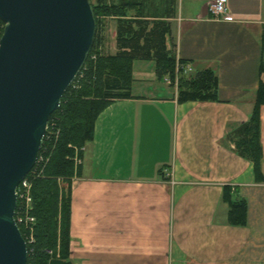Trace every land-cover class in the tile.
I'll list each match as a JSON object with an SVG mask.
<instances>
[{"label": "crops", "instance_id": "1", "mask_svg": "<svg viewBox=\"0 0 264 264\" xmlns=\"http://www.w3.org/2000/svg\"><path fill=\"white\" fill-rule=\"evenodd\" d=\"M211 1L176 0L168 44L192 73H215L218 100L180 102L154 62H133L132 98L106 107L81 148L70 264H264V105L258 172L232 141L264 83V0H227V21ZM225 188L244 223L229 222Z\"/></svg>", "mask_w": 264, "mask_h": 264}, {"label": "trees", "instance_id": "2", "mask_svg": "<svg viewBox=\"0 0 264 264\" xmlns=\"http://www.w3.org/2000/svg\"><path fill=\"white\" fill-rule=\"evenodd\" d=\"M92 6L96 31L91 50L77 78L65 92L60 107L49 118L48 128L53 116L59 114V137L52 139L47 132L39 157L46 144L55 145L54 151L47 164L37 162L26 177L31 183L32 214L36 218L35 242L27 244L26 264H70V187L60 195L57 179L70 180L73 176L74 158L81 159V148L93 140L99 114L117 100L132 98L134 61L154 62L158 79L168 77L172 86L178 77L176 88L180 102L218 100V82L212 70L196 73L186 72L182 67L177 70V63L186 65V61L177 58L174 46L168 44L169 19L175 15L176 0H95ZM101 15L111 16L116 22L117 50L113 55L101 50L104 42ZM3 27L0 20V36ZM262 105L264 83L258 87L249 121L234 133L236 153L253 162L255 172L260 170L263 156L259 140ZM80 169L81 164L77 175ZM223 199L229 203V222L244 223L245 202L231 201L227 188Z\"/></svg>", "mask_w": 264, "mask_h": 264}, {"label": "water", "instance_id": "3", "mask_svg": "<svg viewBox=\"0 0 264 264\" xmlns=\"http://www.w3.org/2000/svg\"><path fill=\"white\" fill-rule=\"evenodd\" d=\"M0 264H26L16 190L91 50V0H0Z\"/></svg>", "mask_w": 264, "mask_h": 264}, {"label": "built area", "instance_id": "4", "mask_svg": "<svg viewBox=\"0 0 264 264\" xmlns=\"http://www.w3.org/2000/svg\"><path fill=\"white\" fill-rule=\"evenodd\" d=\"M207 10L212 19L227 21L232 18L228 11L227 0H212L207 6ZM178 67H182L186 72H191L192 70L187 64L180 65L177 63V70ZM164 80L166 84L172 86L171 80L168 77H166ZM177 80L178 77H176L173 87L177 86ZM39 160L40 159L38 158L37 162H39ZM74 160L75 162L81 163V160L77 156L74 158ZM26 177L21 181L16 190L17 207L14 217L19 229L21 228L23 230L24 235L22 236L25 239L26 245H32L35 242L36 218L32 214L33 205L31 196V183Z\"/></svg>", "mask_w": 264, "mask_h": 264}, {"label": "rangeland", "instance_id": "5", "mask_svg": "<svg viewBox=\"0 0 264 264\" xmlns=\"http://www.w3.org/2000/svg\"><path fill=\"white\" fill-rule=\"evenodd\" d=\"M91 1H92V3L95 2V0H91ZM100 19L102 20V23H103L102 36L104 37V42L101 45V50L103 53L113 55L115 53L113 43L115 40L114 35H115V29H116V22L111 16H102L101 15ZM139 63H140V65L144 66L145 68L148 67V64H149V63H146L143 61L142 62L141 61H135V63H134L135 68H137L136 66ZM150 64L153 65L152 63H150ZM148 69H150V68H148ZM135 75H136V72H135ZM161 81L164 82L165 85H168V84H166L164 79ZM163 86H164L163 84L160 85V87H162V88H163ZM168 86H170V85H168ZM60 129H61V127H60V123H59V114H55L53 116L50 124H49V128L47 127V132L50 133V136L52 137V139L54 137L57 140L59 137L60 131H61ZM234 138L232 141H234V143H235ZM54 148H55V145L46 144L44 146V149H43L44 151H42L41 156L39 157V159H40L39 161L47 164V162L50 159L51 153L54 151ZM75 151H76V153H78L79 149L75 147ZM79 165H80V163L74 161L73 176L71 177L70 180H69V178H62V177L57 179L58 187L60 190V195L62 194L63 191L65 192L71 186L73 178L77 176V167ZM40 174L41 173H39L38 175H40Z\"/></svg>", "mask_w": 264, "mask_h": 264}]
</instances>
